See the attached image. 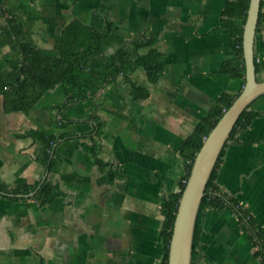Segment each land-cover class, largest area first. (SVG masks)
Wrapping results in <instances>:
<instances>
[{"label": "crops", "instance_id": "crops-1", "mask_svg": "<svg viewBox=\"0 0 264 264\" xmlns=\"http://www.w3.org/2000/svg\"><path fill=\"white\" fill-rule=\"evenodd\" d=\"M224 3L3 0L0 182L36 189L48 179L59 194L45 204L34 195L4 194L19 198L11 200L0 194V264L160 262L164 251L161 201L178 190L184 173L178 150L222 93L234 95L242 88L241 79L219 72L222 63L234 56L221 24ZM7 17L20 23L19 38L47 55H57L63 30L73 22L98 31L113 24L125 43L155 38V47L164 56L162 75L151 84L141 68L131 74L136 83L150 89L143 99L131 98L129 85L119 74L82 100L66 103L67 92L59 83L43 92L27 111L7 110L5 94L11 91L8 84L14 80L21 56L16 41L3 34ZM116 48L105 49L104 66L111 64ZM148 49L142 48L140 53ZM254 56L256 77L264 80V4ZM249 108L260 114L227 142L215 182L264 231V95ZM97 121L102 123L99 128ZM39 133L56 137L51 150L56 164L51 172L48 163L40 161ZM93 141L98 157L107 163L104 168L85 149ZM195 249L198 264H260L230 207L202 211Z\"/></svg>", "mask_w": 264, "mask_h": 264}, {"label": "trees", "instance_id": "trees-1", "mask_svg": "<svg viewBox=\"0 0 264 264\" xmlns=\"http://www.w3.org/2000/svg\"><path fill=\"white\" fill-rule=\"evenodd\" d=\"M2 2L3 0H0V17L5 14ZM248 3L249 0H225L221 13V24L229 35V49L234 56L222 63L219 72L232 78L241 79L242 85L244 84V63L241 48L242 29ZM263 4L264 0H261L259 16ZM20 33V23L14 18H5L3 34L8 40L14 39L19 45L21 52L20 59L15 65L16 74L14 80L8 84L11 91L9 94H5L4 101L7 110L27 111L43 92L59 83L64 85L67 92L66 103L82 100L90 94H95L104 83L113 82L119 74H122L128 83L131 98L133 100L143 99L149 95L150 89L147 86L136 83L131 78V74L136 69L141 68L145 72L149 83L154 84L159 80L163 72L164 56L155 47V38H139L125 43L123 36L118 34L116 27L110 23L106 25L104 31L86 28L80 22L69 24L63 30L60 45L57 47V55L44 54L29 41L19 38ZM112 45H117L116 50L111 54L112 62L110 65L104 66L102 62L104 51L108 46ZM145 47L149 48L148 51L140 53V50ZM255 67L257 72L258 64L256 61ZM239 92L234 95L226 92L222 93L214 105L207 110L196 124L192 132L185 138L178 150L179 160L183 165L184 173L179 181L178 190L161 201L163 222L160 237L164 251L158 264H167L168 245L179 198L189 176L194 157L202 146L205 137ZM249 107L250 105L240 115L230 138L235 131L246 128L251 120L260 114V112L253 111ZM101 125L102 123L97 121V127L99 128ZM62 136L64 135L61 134L60 137ZM90 138L93 140L92 136ZM36 139L42 148L40 161L48 163L49 172H51L56 164L55 152L51 156L56 137L39 133L36 135ZM85 149L93 155L94 161L99 167L104 168L107 166V163L98 157L94 141L89 145H85ZM222 152L213 168L200 203L195 226L191 264H198L195 238L198 220L202 211L205 208L220 211L226 207L232 208L236 213L241 228L255 247V257L260 264H264V231L262 227L254 220L245 207L226 192H223L215 182ZM33 189V186L28 185L8 187L0 182V194L11 200H18L19 198L4 196V194H26ZM58 194L59 190L57 187L48 179H45L33 198L40 204H45L52 201Z\"/></svg>", "mask_w": 264, "mask_h": 264}, {"label": "water", "instance_id": "water-1", "mask_svg": "<svg viewBox=\"0 0 264 264\" xmlns=\"http://www.w3.org/2000/svg\"><path fill=\"white\" fill-rule=\"evenodd\" d=\"M260 2L261 0H249L242 29L244 84L237 97L205 137L194 157L189 176L179 198L168 245L167 264H191L198 211L213 168L242 112L258 97L264 95V80H258L256 77L254 56V39ZM37 189L38 187L26 194L8 195L32 197Z\"/></svg>", "mask_w": 264, "mask_h": 264}]
</instances>
